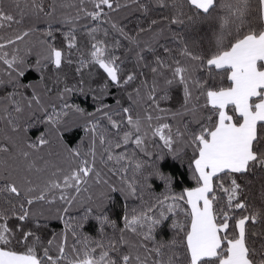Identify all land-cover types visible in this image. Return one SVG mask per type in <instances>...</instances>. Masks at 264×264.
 Returning <instances> with one entry per match:
<instances>
[{
  "label": "snow or ice",
  "instance_id": "snow-or-ice-1",
  "mask_svg": "<svg viewBox=\"0 0 264 264\" xmlns=\"http://www.w3.org/2000/svg\"><path fill=\"white\" fill-rule=\"evenodd\" d=\"M0 264H264V0H0Z\"/></svg>",
  "mask_w": 264,
  "mask_h": 264
},
{
  "label": "trees",
  "instance_id": "trees-1",
  "mask_svg": "<svg viewBox=\"0 0 264 264\" xmlns=\"http://www.w3.org/2000/svg\"><path fill=\"white\" fill-rule=\"evenodd\" d=\"M38 79V73H35V72H31L30 74L27 75V81L25 82H35V80ZM77 102H83L84 103V106H88L89 108L91 107V101L90 100H87V101H84V98L83 97H78L77 98ZM111 103V99H109V101ZM30 134L31 135H35V130H32L30 131ZM79 131L77 130V133H74L73 134V137L71 138V140L69 141V143H75L76 140H78L79 138ZM168 171H172L171 168L167 169ZM184 172V169L183 168H179L178 171H176V176L178 178V180L180 181V183L177 184L176 186V189L175 191L177 192H180L182 191V188L183 187H186V186H189V184L191 183L190 180H188L187 178L185 177H182L180 175V173ZM159 191H162V189H159ZM114 207V215H113V218H116V214H118L120 212V204L119 203H116L113 205ZM56 230L59 231L60 230V226L59 225H56ZM86 231H88L89 233H92V234H95L94 233V229L92 226H89ZM158 235V238L160 239H167V238H170L171 237V231L168 229L167 225H165L161 230L160 232L157 234Z\"/></svg>",
  "mask_w": 264,
  "mask_h": 264
}]
</instances>
